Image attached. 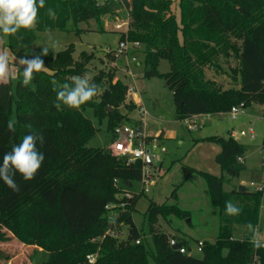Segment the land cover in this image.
Returning <instances> with one entry per match:
<instances>
[{
	"label": "trees",
	"instance_id": "obj_1",
	"mask_svg": "<svg viewBox=\"0 0 264 264\" xmlns=\"http://www.w3.org/2000/svg\"><path fill=\"white\" fill-rule=\"evenodd\" d=\"M173 4L174 0H45L36 28L7 36V47L18 59H30L27 50L38 39L37 32L60 30L80 35L84 31L82 23L90 21L103 32L102 17H118L125 10L127 20L123 22L127 25L117 30L119 43L127 39L140 44L144 77L165 79L178 119L220 115L252 102L264 104V0H179V17ZM48 9L55 12V19L48 15ZM231 37L241 43L232 42ZM116 50L107 53L113 62L117 60ZM231 53L239 62L237 68H231L233 81L240 86L225 89L209 79L206 70L220 71L222 66L216 59L221 55L230 58ZM73 54L71 44L44 58L46 70L35 72L31 85L23 86L18 81L8 105L3 104L0 92V166L3 155L24 135L39 133L45 140L42 147L37 140L45 161L34 180L24 181L17 173L14 179L20 190L13 192L0 179V226L21 243L42 248L36 264H91L87 256L95 253L98 257L94 264H150V259L156 264H252L255 253L264 264V247L250 243L256 227L262 231L264 190L248 191L244 187L239 191L238 187L227 192L224 177L206 172L199 174L220 217L216 241L205 240L201 257L189 254V244L164 232L159 219L186 218L190 212L177 203L151 200L144 213L153 246L148 245L133 219L138 196L129 190L134 182L142 180L144 164L91 146L98 129L86 116L92 110L100 122L107 120L112 132L121 123L134 125L129 113L135 106L126 102L128 85L113 83L115 73L101 71L93 82L100 90L99 100L92 99L79 110L61 104L58 110L51 81L74 87L72 77L85 72L84 63L76 61ZM162 60L170 62L169 72L158 70ZM14 104L16 131L12 133L7 122L13 117ZM207 139L221 145L215 160L222 170L230 177L239 176L245 169L239 157L244 158L246 146L232 134ZM171 197L178 200L177 190ZM227 201L240 209L239 215L226 214ZM110 205L115 207L109 209ZM118 210L115 223L128 227L125 240L104 237L113 225L111 214ZM236 227L247 232L238 238ZM6 239L0 235V241ZM173 242L188 252L173 249Z\"/></svg>",
	"mask_w": 264,
	"mask_h": 264
},
{
	"label": "rangeland",
	"instance_id": "obj_2",
	"mask_svg": "<svg viewBox=\"0 0 264 264\" xmlns=\"http://www.w3.org/2000/svg\"><path fill=\"white\" fill-rule=\"evenodd\" d=\"M173 11L176 13L175 7ZM126 11L122 10L118 17L104 15L102 22L105 24V31H98V24L95 21L82 23L84 31L77 35L74 32H64L60 30L37 32L38 39L32 47L27 50L29 56L40 55L44 48L48 49V54L42 56L44 59L48 55H56L65 50L71 44L74 45L73 57L76 61H82L85 65V72L80 77H87L93 83L101 71L114 72L113 83L121 81L127 85L136 83L138 93L133 98L141 97L142 104L148 112L146 124L143 125L137 111L138 103L132 96L126 97V102L133 103L135 109L130 112V116L136 117L134 125H142L149 137H158L157 148L153 144L149 145L151 150L153 167L151 173L152 180L149 185L143 181L134 182L129 189L138 196L136 210L133 219L137 227L146 235L148 245L152 247V239L149 234V226L145 221L144 213L148 210L151 200L159 204L168 202L178 204L183 210L190 212L189 217L177 218L170 216L166 219L160 217L159 221L164 232L172 235L178 241H186L191 247V252L196 257H201V252L197 250L198 241L215 242L219 234L220 217L218 210L214 207L205 179L199 172L211 173L224 177L226 182L224 189L229 192L240 186L247 188L248 191H255L250 184H264V104L252 102L246 107H239L237 119H232L230 113L220 115L202 116L199 122L201 127L196 130H189L186 120L177 118L176 105L173 93L166 85L162 77H144V56L139 48L132 51L138 56L142 66L131 60V57L120 58L114 63L107 53L111 49L118 47L120 34L117 32V25H124ZM126 25V23H125ZM124 28V27H123ZM122 30V29H121ZM232 42L240 44L234 37ZM55 42L56 46H53ZM7 48V36L0 33V49ZM15 60L12 66L18 69L17 78L10 79L7 84H0V92L3 94V104L8 105L10 96L13 94L18 81L23 80L24 67L20 66L19 59L11 52ZM129 61V70L134 72L137 77L132 78L128 74L126 62ZM222 69L217 72L215 68L207 71L209 79H215L217 84L223 88H231L235 84L233 81L234 73L231 68L239 66L238 59L231 53L230 58L224 55L216 59ZM170 62L162 60L158 66L161 73L170 71ZM32 82L30 83V85ZM107 85V84H106ZM237 85V84H235ZM93 100H99L94 97ZM13 117L15 120V104L13 105ZM124 111V107H122ZM95 127L98 129L95 137L90 141L93 147L110 148L113 139V132L107 128V120L102 122L97 119L92 110L86 112ZM253 130L254 137H251ZM174 131L173 136L168 133ZM162 132V135L159 134ZM235 133L237 141L246 146L247 162L245 169L239 176L230 177L221 166L216 162V155L221 151V145L207 138L214 136L229 137ZM185 168H191L193 172L189 174ZM148 188L149 191L144 189ZM177 190L178 200L171 197ZM119 210L116 212V214ZM261 237L264 238V201L261 205ZM122 239L128 236V227L124 226ZM245 228L236 227L235 236L241 238ZM0 235L7 238L0 241V264H36L42 257V248L21 243L10 231L0 226ZM264 240V239H262ZM150 264H156L150 259Z\"/></svg>",
	"mask_w": 264,
	"mask_h": 264
},
{
	"label": "clouds",
	"instance_id": "obj_3",
	"mask_svg": "<svg viewBox=\"0 0 264 264\" xmlns=\"http://www.w3.org/2000/svg\"><path fill=\"white\" fill-rule=\"evenodd\" d=\"M45 7V0H0V33L4 36H15L21 29L33 30L36 28L39 10ZM48 15L55 19V12L48 9ZM55 47V42L53 43ZM48 54V49L44 48L40 55H34L32 59L27 57L19 58V65L24 67L22 73L23 86H28L34 79V73L44 71V61L41 58ZM12 56L7 48L0 49V84H7L10 79H16L18 69L12 66ZM53 91H56L55 107L59 110L61 104L71 109L79 110L82 105L90 102L99 93L96 84L91 83L90 79L84 77H72V85L69 83L58 84L55 79L51 81ZM16 121L9 119L7 129L15 133ZM30 127V126H29ZM37 140L40 141L41 147L44 145V136L39 133H28L23 136L22 140L14 144L11 151L3 155L2 166H0V179L3 180L13 192H19L20 186L16 183L14 177L18 173L24 181H31L36 178L41 169L45 154L38 150ZM226 214L239 215L240 209L233 206L231 201L225 204ZM251 228V224L248 225ZM261 234L254 230L250 239L255 247H264Z\"/></svg>",
	"mask_w": 264,
	"mask_h": 264
},
{
	"label": "built area",
	"instance_id": "obj_4",
	"mask_svg": "<svg viewBox=\"0 0 264 264\" xmlns=\"http://www.w3.org/2000/svg\"><path fill=\"white\" fill-rule=\"evenodd\" d=\"M127 25V23H126ZM125 26L122 24H118L116 27L118 30L123 29ZM140 48V44L138 42H129L127 39L121 41L118 44L117 50H116V58L117 60L123 57H131V60L135 63H137L138 66H141V61L138 59L137 55H134V53L131 54L132 51H137ZM116 60V61H117ZM116 61L114 63H116ZM128 67V74L132 76V78L137 77V75L129 70V61L126 62ZM138 88L136 83L134 85H128L127 88V96L135 95V93H138ZM129 103V102H128ZM138 112L141 120V123L143 125L146 124L147 116L149 115L147 110L144 108L143 104H141L138 108ZM232 119H237L239 114V107H233L231 111L229 112ZM205 115H196L190 119H187L188 128L190 130H196L197 127H201L202 123L199 122L200 118ZM209 116V115H206ZM252 137H254L253 130H251ZM158 143V137H149L146 132L143 129L142 125H132L129 123H121L117 125L113 131V139L111 141V145L109 150L112 154L116 156H124L128 158L129 162H133L136 160H140L143 162V175L142 180L145 185H149L153 174L151 173V168L154 165H149L148 160H150L152 163V159H155V157H152L151 150L149 149V145L153 144L155 149L157 148ZM239 161L244 163V158L239 157ZM251 187H254L256 191H263L264 190V184L257 185L256 183H251ZM146 192L149 191L148 188L144 189ZM128 196H132L131 194H127ZM115 206L110 205L108 206L109 209L113 208ZM119 214H111V220L113 221V225L106 231L104 234V237L109 236L112 238H116L119 240H123L122 236L124 234V224H116L115 221L117 220ZM255 230H258L259 233H261L260 227H256ZM127 238V237H126ZM124 238V240L126 239ZM137 244L140 243V240L136 241ZM262 243H264V240H262ZM204 246V241H199L197 244V250L199 252H202V248ZM180 252L187 253L188 251L185 248H182L180 246ZM189 254H192V252H188ZM98 253L90 254L87 256V259L89 263L94 264L97 260ZM252 264H261V261L258 257V255L255 253Z\"/></svg>",
	"mask_w": 264,
	"mask_h": 264
},
{
	"label": "crops",
	"instance_id": "obj_5",
	"mask_svg": "<svg viewBox=\"0 0 264 264\" xmlns=\"http://www.w3.org/2000/svg\"><path fill=\"white\" fill-rule=\"evenodd\" d=\"M173 7H175V9H176V15L179 17V14H180V10H179V0H174V4H173ZM215 80V79H214ZM234 86V85H233ZM233 86H231V87H233ZM240 85L239 84H237L236 85V87H239ZM227 89V88H226ZM133 98V97H132ZM134 100H135V103L137 102L139 105H138V107H137V111H138V108H139V106L142 104V100H141V97L139 98V97H137V98H133ZM129 117H131V119H133L134 121L136 120V117H132V116H130V113H129ZM186 122H187V120H186ZM144 129V128H143ZM190 130V129H189ZM159 134H161L162 135V132H159ZM175 134V132L174 131H171L170 133H168V135L169 136H173ZM232 136L237 140V138H236V135H235V133H232ZM251 137H252V133H251ZM253 138V137H252ZM220 152V151H219ZM246 162H247V154L245 153V155H244V163H245V165H246ZM264 163L262 162V165H263Z\"/></svg>",
	"mask_w": 264,
	"mask_h": 264
},
{
	"label": "water",
	"instance_id": "obj_6",
	"mask_svg": "<svg viewBox=\"0 0 264 264\" xmlns=\"http://www.w3.org/2000/svg\"><path fill=\"white\" fill-rule=\"evenodd\" d=\"M262 162L264 163V159H263ZM148 164L151 165V166L153 165V163L150 160H148ZM243 189H244V187L243 186H240L238 190L239 191H243ZM180 246H181V244H179V243H176V242H173L172 243V247L175 250H178L180 248Z\"/></svg>",
	"mask_w": 264,
	"mask_h": 264
}]
</instances>
